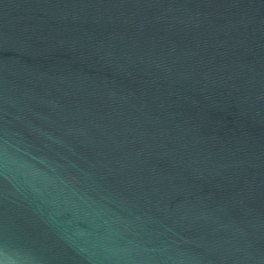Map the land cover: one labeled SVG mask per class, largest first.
<instances>
[{
    "label": "water",
    "instance_id": "95a60500",
    "mask_svg": "<svg viewBox=\"0 0 264 264\" xmlns=\"http://www.w3.org/2000/svg\"><path fill=\"white\" fill-rule=\"evenodd\" d=\"M0 264H264V0H0Z\"/></svg>",
    "mask_w": 264,
    "mask_h": 264
}]
</instances>
